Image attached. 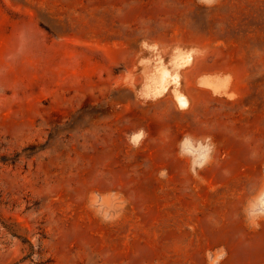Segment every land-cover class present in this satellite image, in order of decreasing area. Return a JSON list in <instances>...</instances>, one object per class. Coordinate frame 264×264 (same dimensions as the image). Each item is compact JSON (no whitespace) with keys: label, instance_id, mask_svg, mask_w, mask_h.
Returning a JSON list of instances; mask_svg holds the SVG:
<instances>
[{"label":"rangeland","instance_id":"rangeland-1","mask_svg":"<svg viewBox=\"0 0 264 264\" xmlns=\"http://www.w3.org/2000/svg\"><path fill=\"white\" fill-rule=\"evenodd\" d=\"M261 212L264 0H0V264H264Z\"/></svg>","mask_w":264,"mask_h":264},{"label":"clouds","instance_id":"clouds-1","mask_svg":"<svg viewBox=\"0 0 264 264\" xmlns=\"http://www.w3.org/2000/svg\"><path fill=\"white\" fill-rule=\"evenodd\" d=\"M200 2L204 5L211 7L217 2V0H200ZM248 215L251 217L252 215H254V213H248ZM258 215H264V212H261Z\"/></svg>","mask_w":264,"mask_h":264},{"label":"bare ground","instance_id":"bare-ground-1","mask_svg":"<svg viewBox=\"0 0 264 264\" xmlns=\"http://www.w3.org/2000/svg\"><path fill=\"white\" fill-rule=\"evenodd\" d=\"M180 100H182L183 101V98L179 95V96H177ZM181 102V101H180Z\"/></svg>","mask_w":264,"mask_h":264}]
</instances>
